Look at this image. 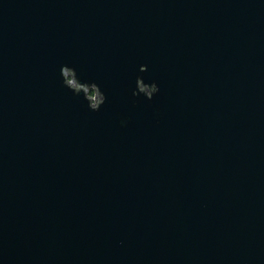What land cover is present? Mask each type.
I'll return each instance as SVG.
<instances>
[{
  "label": "water",
  "instance_id": "95a60500",
  "mask_svg": "<svg viewBox=\"0 0 264 264\" xmlns=\"http://www.w3.org/2000/svg\"><path fill=\"white\" fill-rule=\"evenodd\" d=\"M0 264H264V0H0Z\"/></svg>",
  "mask_w": 264,
  "mask_h": 264
},
{
  "label": "clouds",
  "instance_id": "9594fccd",
  "mask_svg": "<svg viewBox=\"0 0 264 264\" xmlns=\"http://www.w3.org/2000/svg\"><path fill=\"white\" fill-rule=\"evenodd\" d=\"M148 68L147 63H141L135 78V87L131 88L132 103L137 104L140 100L137 97H146L150 102L154 95L160 91V84L152 79L146 81L142 73ZM61 84L72 90L74 96L80 98V92L84 95L82 102L86 101L85 107L94 111H99L101 106L108 100V94L96 79L81 80L77 74L76 66L69 62H64L60 66ZM157 118L161 114L158 106L154 107ZM117 117L121 126H126L131 119L124 112H117Z\"/></svg>",
  "mask_w": 264,
  "mask_h": 264
}]
</instances>
